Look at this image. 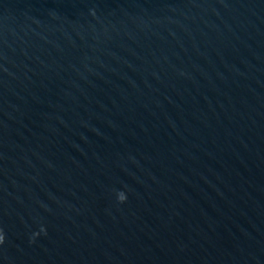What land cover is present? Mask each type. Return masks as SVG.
<instances>
[{
	"label": "water",
	"instance_id": "obj_1",
	"mask_svg": "<svg viewBox=\"0 0 264 264\" xmlns=\"http://www.w3.org/2000/svg\"><path fill=\"white\" fill-rule=\"evenodd\" d=\"M0 264H264V0H0Z\"/></svg>",
	"mask_w": 264,
	"mask_h": 264
},
{
	"label": "clouds",
	"instance_id": "obj_2",
	"mask_svg": "<svg viewBox=\"0 0 264 264\" xmlns=\"http://www.w3.org/2000/svg\"><path fill=\"white\" fill-rule=\"evenodd\" d=\"M118 200L120 202H124L126 200V196H125V194L123 192L119 193Z\"/></svg>",
	"mask_w": 264,
	"mask_h": 264
}]
</instances>
